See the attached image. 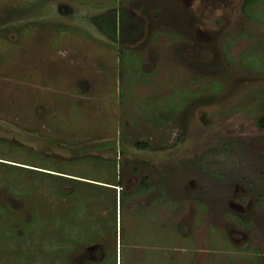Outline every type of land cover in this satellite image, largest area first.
Masks as SVG:
<instances>
[{"label": "rangeland", "instance_id": "obj_1", "mask_svg": "<svg viewBox=\"0 0 264 264\" xmlns=\"http://www.w3.org/2000/svg\"><path fill=\"white\" fill-rule=\"evenodd\" d=\"M245 1L0 0V264H264ZM121 7L138 37L94 22Z\"/></svg>", "mask_w": 264, "mask_h": 264}, {"label": "trees", "instance_id": "obj_2", "mask_svg": "<svg viewBox=\"0 0 264 264\" xmlns=\"http://www.w3.org/2000/svg\"><path fill=\"white\" fill-rule=\"evenodd\" d=\"M253 1L255 0H246L243 10L246 11L247 8L251 10ZM126 13L127 10L124 7H121L120 11L111 9L101 16H95L93 20L108 36H112L115 39L120 40L126 36L138 37L140 31L143 29L142 23L139 21L137 25L127 27L125 25L127 22ZM260 125L264 127V115L260 118Z\"/></svg>", "mask_w": 264, "mask_h": 264}, {"label": "flooded vegetation", "instance_id": "obj_3", "mask_svg": "<svg viewBox=\"0 0 264 264\" xmlns=\"http://www.w3.org/2000/svg\"><path fill=\"white\" fill-rule=\"evenodd\" d=\"M236 205H237V204H236ZM236 205H235V206H236ZM242 208H243V206L240 207V209H242ZM242 211H243V210H241V212H242ZM241 212H240V213H241ZM248 232H249V235H250V236L248 237V238H249V242H246V243H247V244H252V241H251V233H250V231H248ZM231 237H232V236H231ZM235 237H236V235H235ZM244 243H245V242H244ZM254 243H255V242H254ZM247 244H246V245H247ZM255 247H256V249H257V246H255ZM245 248H247V246H246ZM97 257H98V255H97ZM100 259H101V260H100ZM99 260H100V263H102V262H106V260L103 259V256H100V257H99ZM116 264H117V262H116Z\"/></svg>", "mask_w": 264, "mask_h": 264}]
</instances>
